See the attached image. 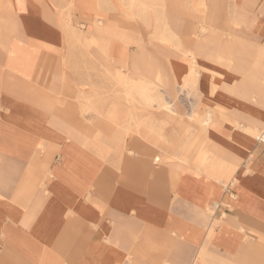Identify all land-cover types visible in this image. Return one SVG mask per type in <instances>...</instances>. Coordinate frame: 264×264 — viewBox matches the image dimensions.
<instances>
[{"label": "crops", "instance_id": "0c3cea01", "mask_svg": "<svg viewBox=\"0 0 264 264\" xmlns=\"http://www.w3.org/2000/svg\"><path fill=\"white\" fill-rule=\"evenodd\" d=\"M226 1L158 0L188 55L114 38L127 0H0V264H264V0Z\"/></svg>", "mask_w": 264, "mask_h": 264}, {"label": "rangeland", "instance_id": "374dc122", "mask_svg": "<svg viewBox=\"0 0 264 264\" xmlns=\"http://www.w3.org/2000/svg\"><path fill=\"white\" fill-rule=\"evenodd\" d=\"M118 0H116L117 3ZM167 1V0H166ZM186 1V0H184ZM191 2V5L194 6L195 0H187ZM212 0H207L208 6L210 7L213 5L211 2ZM154 2V3H153ZM164 2V0H163ZM228 2L225 0L224 3L220 4V11L218 13L221 14L220 19L221 21H224L227 17V12H228V7H227ZM117 6V4H115ZM119 13V15H124L130 20V24L126 25L128 27V32L124 29L121 30L118 28V26L114 25L113 27H110V31L114 34L113 37L116 39L122 40V36L125 38L123 41L129 43L130 47L133 48H150L154 49L155 48V42L152 40L150 42L149 39H155L157 41H160L162 43H174L176 44L177 48H180L184 42L185 49H182L183 53L185 54H190L192 51V47L195 46V42L192 41V36L191 35H186L182 36V31L181 28L182 26H171L168 21L167 17V11L163 7H160L158 4V0H127V2H124V6L114 9ZM193 12V10L191 9ZM195 12L198 14L197 11ZM200 15V14H199ZM121 20V18H119ZM214 16L209 20L210 24V29L208 33H200L199 29L201 25H198L193 29L195 31V35H199V37H207L209 34H211L212 29L214 27ZM100 26V25H99ZM150 27V28H149ZM220 26L218 25V28ZM159 30V31H158ZM191 31V30H190ZM233 31H231L232 33ZM158 34V35H157ZM163 34V35H162ZM171 34V35H170ZM162 35V36H161ZM194 37V36H193ZM172 38V39H171ZM175 39V40H174ZM180 43V44H179ZM187 48V49H186ZM212 48V47H211ZM244 49V48H243ZM223 50L225 52H228L230 49L228 47H223ZM245 50V49H244ZM114 85L117 87L113 90V93L110 92V95H114V97L121 98L122 95L128 99L129 97L127 94L124 93V91L121 90V87L114 81ZM73 91V90H71ZM102 93H98L99 96H106L107 93L105 90H101ZM165 91V90H164ZM179 95H181V89L178 92ZM176 92H174L173 97H176ZM73 95V94H72ZM187 97L191 98L193 97L192 94L187 93ZM174 102L176 100H173ZM177 109V108H176ZM147 112V110H146ZM97 129H104L105 128V121H98L97 122ZM148 128L152 130V124L148 123ZM98 141V148L100 149H105V140L106 138H94ZM99 156L102 157V160H105L106 153L99 152ZM231 178V177H230ZM231 178L230 180H232ZM209 216L212 214V211H208Z\"/></svg>", "mask_w": 264, "mask_h": 264}, {"label": "bare ground", "instance_id": "6f19581e", "mask_svg": "<svg viewBox=\"0 0 264 264\" xmlns=\"http://www.w3.org/2000/svg\"><path fill=\"white\" fill-rule=\"evenodd\" d=\"M147 1V0H146ZM204 0H200V3L203 4ZM154 3V2H153ZM150 28V27H149ZM159 31V30H158ZM200 33L204 32V28L201 27L200 28ZM158 35V34H157ZM163 35V34H162ZM161 35V36H162ZM171 35V34H170ZM172 39V38H171ZM175 40V39H174ZM180 44V43H179ZM196 55L194 54H191V60H196ZM190 60V66L194 63V61H191ZM192 69V67L189 68V71H188V80L185 82V86H188V85H195L196 81H197V77H198V73L197 72H192L190 71ZM134 89V85L130 84V89H127L125 88V93L127 94V96L130 98L131 102H134V99L131 95L132 93V90ZM138 107V105L136 104L135 108ZM145 108L150 111V110H153L152 106L151 105H146ZM157 111H163L165 113H169L170 112V107L165 105V104H161V105H158L157 108H156ZM216 206V205H215Z\"/></svg>", "mask_w": 264, "mask_h": 264}]
</instances>
